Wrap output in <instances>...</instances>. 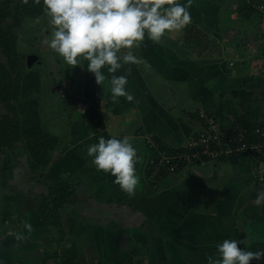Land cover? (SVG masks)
Wrapping results in <instances>:
<instances>
[{
  "label": "crops",
  "instance_id": "0c3cea01",
  "mask_svg": "<svg viewBox=\"0 0 264 264\" xmlns=\"http://www.w3.org/2000/svg\"><path fill=\"white\" fill-rule=\"evenodd\" d=\"M258 3L136 0L123 27L101 10L64 19L51 46L38 40L61 50L59 72L39 77L37 106L56 145L36 167L23 141L0 153V264H231L264 253L252 154L153 181L146 170V136L180 147L201 110L226 132L264 122ZM43 14L22 20L33 40L47 31Z\"/></svg>",
  "mask_w": 264,
  "mask_h": 264
},
{
  "label": "trees",
  "instance_id": "16d2710c",
  "mask_svg": "<svg viewBox=\"0 0 264 264\" xmlns=\"http://www.w3.org/2000/svg\"><path fill=\"white\" fill-rule=\"evenodd\" d=\"M32 1L36 5H40V7H38L37 11L23 16L18 14V7L17 12L13 10L12 3L14 0H0V52L4 54L7 60L6 64H0V101L11 105V109L14 111V114L6 113L0 115V153H6L8 149L15 150L18 147V143L23 141V145L31 152V166L36 167L38 165H47V154L55 147L56 140L40 129L37 105L26 96L27 92L24 90V86L28 83L27 79L30 78V75L26 74L24 67L28 69L30 64L23 62L24 55L19 56L17 47L18 35L13 31V27L20 25L26 16H36L52 10V0H44L46 4H43L42 0ZM74 1V7L70 10L72 14L90 9L95 4L100 3V0H90L87 4H83L81 0ZM132 5H134L133 0H127L114 7H108L104 4L109 17L112 19L114 28L117 27L120 15L122 13L128 14ZM10 16L15 17V22L12 26H5L4 22ZM33 81H35V78ZM17 102L23 111L26 109L24 111L25 118L22 121L18 117V107L15 104ZM29 104L36 107H33L34 111L32 113L27 109V107L31 106ZM30 130L38 131L39 136L30 137Z\"/></svg>",
  "mask_w": 264,
  "mask_h": 264
},
{
  "label": "built area",
  "instance_id": "2783aa9c",
  "mask_svg": "<svg viewBox=\"0 0 264 264\" xmlns=\"http://www.w3.org/2000/svg\"><path fill=\"white\" fill-rule=\"evenodd\" d=\"M261 14L264 35V5L257 8ZM263 22V23H262ZM64 94V90L60 91ZM201 128L189 134L180 147L169 148L154 136H146L150 155L146 161L149 180H157L165 175L178 172L189 164L204 163L246 152L254 157V178L264 181V122L241 126L225 132L218 119L201 110ZM231 264H264V253L254 252L236 258Z\"/></svg>",
  "mask_w": 264,
  "mask_h": 264
},
{
  "label": "rangeland",
  "instance_id": "374dc122",
  "mask_svg": "<svg viewBox=\"0 0 264 264\" xmlns=\"http://www.w3.org/2000/svg\"><path fill=\"white\" fill-rule=\"evenodd\" d=\"M76 1H78V0H76ZM81 1L83 2V4H87V2L90 0H81ZM135 1L136 0H133V3ZM28 2H30V3L26 4ZM42 2H43V4H46V2L44 0H42ZM103 2H104L103 0H100L99 4H97V5L95 4V6L93 5L94 7L90 8V9H92L91 14L89 13L90 11L85 13L87 10H90V9H87V10H81L79 13H77L78 15H72L70 10H71V8L74 7V3H75L74 0H52V10L49 12H44V14L41 15V16H43V17H41L42 19H39L40 21L36 22V24L38 23L40 25V28L44 27L47 29V31L42 30L40 36L36 35L39 38H35V40H33L31 37L32 33L34 32V27H35L34 24H31V23L28 24L25 21L22 23V21H21L20 25L13 27V31L15 33H17L18 38H19V40L17 41L18 54H19V56L24 55V57H23L24 61L23 62L27 63V59L29 56L37 57L40 61L43 59V65H35L33 63L34 66L31 65L28 69L26 67H24V70H26L25 71L26 74L30 75V78L27 79L28 83L24 86V90L27 92L26 93L27 98L33 100V103L35 105L39 106V100H41V99H39V97L42 98V96L44 97V95L46 94V90H45L46 88L42 83L40 84V78L39 77H42V74H45V77H49L52 72H54L55 74H57L59 72V67L57 66V64H58L59 59L61 57V56H59L61 53V50H60V48H54V49H52V51H49L48 46H51V44H54L55 42H59L63 39L64 31L62 30L61 24L65 22L64 19H70L73 21L77 20L79 22L86 21V19L89 21L97 20V17H98L97 13H98V15H100L101 10H104L105 14L108 15V12L105 9ZM262 5H264V3H258L256 5V8H258ZM12 7H13V10L16 12L18 11V8H19L18 14H21L24 16V15L33 13L34 11H37V9H38V7H40V5H36L35 3H33L32 0H14V2L12 3ZM96 9L98 10V12L96 11ZM33 17H35V16L29 15V16H26L25 18L29 21V20H32ZM105 18L107 19L108 17L105 16ZM130 21L131 20H130L129 15L122 13L118 19V24H119V26L123 27L125 25L124 23H129ZM14 22H15V17L10 16L9 18H7L5 20L4 25L5 26H12L14 24ZM106 22H108V24L110 25L112 22V19L109 18ZM49 24H51L50 28H48ZM262 26L263 25H261L262 37H259L260 39L258 37L257 38H258V40H260L262 47H264V45H263L264 35L262 32V29H263ZM45 37H47V40H48L50 45L47 46L45 43L41 47H38L35 45L36 43L37 44L39 43L38 40L40 38H45ZM40 49H41V51H43L42 53L39 51ZM44 50H46V51H44ZM261 60L264 63V58ZM6 63H7V60L4 56V54L2 52H0V64H6ZM34 78H35V81H33ZM37 78H38L39 82L37 81ZM15 104L18 107L17 112H18L19 120L22 121L25 118L24 117V114H25L24 111L26 109H24V111H23L22 107L18 106L19 105L18 102ZM30 105L31 104H29V106ZM24 107H26V106H24ZM30 107H27V109H29V111L32 113L34 111L33 107H35V106L31 105ZM6 113L14 114V111L11 109V105L5 104L4 102L0 101V115H4ZM38 116H39V113H38ZM33 125H34V123H33ZM39 126H40V129L42 130L40 117H39ZM29 135H30V137L39 136V133H38V131L36 132V130L35 131L30 130Z\"/></svg>",
  "mask_w": 264,
  "mask_h": 264
},
{
  "label": "water",
  "instance_id": "95a60500",
  "mask_svg": "<svg viewBox=\"0 0 264 264\" xmlns=\"http://www.w3.org/2000/svg\"><path fill=\"white\" fill-rule=\"evenodd\" d=\"M104 1V4L108 7H114V6H118L119 4L127 1V0H103ZM33 57L32 56H29L28 57V64H32L33 63Z\"/></svg>",
  "mask_w": 264,
  "mask_h": 264
}]
</instances>
